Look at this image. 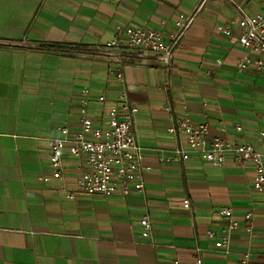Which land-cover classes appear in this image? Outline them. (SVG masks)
<instances>
[{
	"label": "crops",
	"instance_id": "crops-1",
	"mask_svg": "<svg viewBox=\"0 0 264 264\" xmlns=\"http://www.w3.org/2000/svg\"><path fill=\"white\" fill-rule=\"evenodd\" d=\"M241 11L264 12V0H0V264H240L245 253L249 264L264 263V191L254 188V166L232 152L222 165L196 153L166 160L183 145L171 125L185 112L209 122L211 136L264 151V70L240 71L252 56L237 28L230 36L217 29ZM179 14L192 18L169 66L106 47L119 24L168 36ZM118 69L121 81L111 73ZM84 89L93 117L121 89L139 108L134 129L151 166L144 192L69 199L62 187L76 186L85 162L68 152L65 180L52 177L48 139L62 126L80 129ZM223 207L237 224L228 251L208 237L226 227Z\"/></svg>",
	"mask_w": 264,
	"mask_h": 264
},
{
	"label": "built area",
	"instance_id": "built-area-1",
	"mask_svg": "<svg viewBox=\"0 0 264 264\" xmlns=\"http://www.w3.org/2000/svg\"><path fill=\"white\" fill-rule=\"evenodd\" d=\"M192 16L179 14L176 18L177 30L166 36L161 30L126 26H117L114 39L106 43L108 48H120L155 55L164 66H169L175 47L185 33ZM237 28L238 41L252 57L243 59L238 66L240 71L253 68L255 71L264 70V12L255 14L241 11L240 18H233L226 23L219 24L217 29L230 36ZM111 73L118 79H123L121 69ZM209 73V72H208ZM91 92L84 89L81 95L80 129L72 131L68 126L59 128L60 136L48 139L50 149V167L52 177L63 182L65 180L66 152L77 160H84L85 169L79 176L73 189L63 185L69 199H75L77 193L86 195L107 196L120 194L128 196L132 192H144V171L151 169L145 164L144 151L138 142L134 129V119L139 108L133 104L125 89H121L116 100L108 106L106 111L96 118L90 115L88 103ZM101 103L107 101L105 94L97 96ZM167 110H171L170 107ZM105 122L107 127H103ZM242 130V126H236ZM175 134L182 136L183 145L177 147L173 156L167 161L180 159L188 161L193 154L202 155L214 165H222L226 154L232 152L238 164L251 163L255 168L254 188L264 191V151L255 147L253 143H231L227 138L211 136L209 122H196L189 113L185 112L176 117L171 125ZM264 138L261 131L258 140ZM185 208H190V199H185ZM220 215L226 220V227L220 232L209 231L208 237L217 239V248L229 250L232 232L237 228L233 209L223 207ZM252 213L246 215L250 220ZM142 235L148 237L153 233V224L146 215L140 221ZM250 255L245 253L240 264H249ZM197 264H203L197 259ZM264 264V263H261Z\"/></svg>",
	"mask_w": 264,
	"mask_h": 264
},
{
	"label": "trees",
	"instance_id": "trees-1",
	"mask_svg": "<svg viewBox=\"0 0 264 264\" xmlns=\"http://www.w3.org/2000/svg\"><path fill=\"white\" fill-rule=\"evenodd\" d=\"M0 43H3V42H1L0 41ZM47 47H49V48H59L60 46L59 45H55V44H49V45H46Z\"/></svg>",
	"mask_w": 264,
	"mask_h": 264
},
{
	"label": "rangeland",
	"instance_id": "rangeland-1",
	"mask_svg": "<svg viewBox=\"0 0 264 264\" xmlns=\"http://www.w3.org/2000/svg\"><path fill=\"white\" fill-rule=\"evenodd\" d=\"M259 88L262 90V89H264V86H259Z\"/></svg>",
	"mask_w": 264,
	"mask_h": 264
}]
</instances>
